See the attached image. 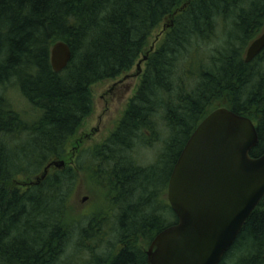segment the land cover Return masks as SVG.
I'll list each match as a JSON object with an SVG mask.
<instances>
[{
  "label": "trees",
  "instance_id": "obj_1",
  "mask_svg": "<svg viewBox=\"0 0 264 264\" xmlns=\"http://www.w3.org/2000/svg\"><path fill=\"white\" fill-rule=\"evenodd\" d=\"M263 31L264 0H0V264H147L152 240L176 223L162 197L170 174L215 104L249 118L258 134L250 156L264 152V50L244 61ZM57 42L71 59L55 73ZM146 54L115 129L71 166L66 147L92 111L91 86ZM8 86L25 109L7 98ZM156 145L153 162H143L140 151ZM59 161L63 168L30 184ZM85 168L110 203L73 217ZM220 264H264V197Z\"/></svg>",
  "mask_w": 264,
  "mask_h": 264
},
{
  "label": "water",
  "instance_id": "obj_2",
  "mask_svg": "<svg viewBox=\"0 0 264 264\" xmlns=\"http://www.w3.org/2000/svg\"><path fill=\"white\" fill-rule=\"evenodd\" d=\"M263 50L264 32L248 46L245 63ZM70 59L64 42L52 46L50 65L55 73L65 69ZM146 59L147 55L142 61ZM257 144L253 122L227 108L213 110L198 124L167 185L176 223L152 240L146 250L147 264H220L264 197V152L257 158L250 156ZM63 165L50 163L30 184H38L51 166Z\"/></svg>",
  "mask_w": 264,
  "mask_h": 264
},
{
  "label": "rangeland",
  "instance_id": "obj_3",
  "mask_svg": "<svg viewBox=\"0 0 264 264\" xmlns=\"http://www.w3.org/2000/svg\"><path fill=\"white\" fill-rule=\"evenodd\" d=\"M167 27L166 25H161L151 34L148 43L150 51L155 48L156 43ZM141 59L134 64L130 71L117 79L101 81L91 86L92 111L82 122L77 133L66 147L71 166H74L77 160L83 161L86 152L93 146L101 144L115 129L126 109L128 101L134 96L139 86L141 75L144 71V63ZM5 92L7 98L17 109H25L28 105L16 87L8 86ZM214 106V109L221 107L220 103ZM157 145L154 148L140 151L142 159L145 160L143 162H153L159 148ZM54 169L60 168L52 167L51 170ZM88 170V168H85L78 174L77 182L70 197L69 205L73 217L91 215L97 210L103 211L109 202L104 198L106 197L105 185L103 186L101 183L96 185L93 181H90V171L88 172ZM17 180L22 181L21 178ZM162 197L167 202V189L162 193Z\"/></svg>",
  "mask_w": 264,
  "mask_h": 264
},
{
  "label": "flooded vegetation",
  "instance_id": "obj_4",
  "mask_svg": "<svg viewBox=\"0 0 264 264\" xmlns=\"http://www.w3.org/2000/svg\"><path fill=\"white\" fill-rule=\"evenodd\" d=\"M263 32H264V31H263ZM263 32H262V33H263ZM260 35H261V34H260Z\"/></svg>",
  "mask_w": 264,
  "mask_h": 264
}]
</instances>
